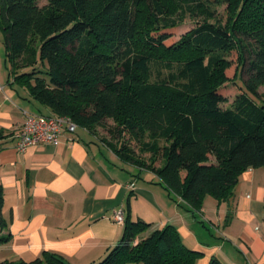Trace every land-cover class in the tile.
<instances>
[{
  "label": "trees",
  "instance_id": "16d2710c",
  "mask_svg": "<svg viewBox=\"0 0 264 264\" xmlns=\"http://www.w3.org/2000/svg\"><path fill=\"white\" fill-rule=\"evenodd\" d=\"M187 16L196 25L174 40ZM0 29L9 83L39 105L35 113L46 107L44 115H66L90 133L112 119L150 154L149 163L124 142L101 141L124 163L154 174L175 202L197 211L206 195L227 201L244 170L264 166V0H0ZM232 51L238 64L229 76ZM245 51L249 73L238 81ZM230 81L238 92L223 107ZM2 202L0 185V213ZM149 226L124 219L118 243L93 264H195L201 257L171 224L132 245ZM0 264L68 263L43 251Z\"/></svg>",
  "mask_w": 264,
  "mask_h": 264
},
{
  "label": "crops",
  "instance_id": "0c3cea01",
  "mask_svg": "<svg viewBox=\"0 0 264 264\" xmlns=\"http://www.w3.org/2000/svg\"><path fill=\"white\" fill-rule=\"evenodd\" d=\"M5 87L0 84V236L8 240L0 243V261H31L48 251L68 264H93L121 238L124 224L113 215L122 210L125 220L150 223L144 235L173 225L187 247L202 253L195 264L212 258L264 264V166L244 170L229 200L206 195L194 211L170 198L154 174L139 184L142 172L85 128L64 132L57 144L17 150L23 111L39 112V105L27 92L17 102L12 86Z\"/></svg>",
  "mask_w": 264,
  "mask_h": 264
},
{
  "label": "rangeland",
  "instance_id": "374dc122",
  "mask_svg": "<svg viewBox=\"0 0 264 264\" xmlns=\"http://www.w3.org/2000/svg\"><path fill=\"white\" fill-rule=\"evenodd\" d=\"M46 1L47 0H37L39 5L46 3ZM216 9H217L218 17L224 20L227 14V11L225 10V4L221 3L217 5ZM195 25H196V22L193 18L188 17V16L185 17L184 20L174 29V33H173L174 36L172 38L174 40H177L182 34L192 29ZM245 57L246 59L244 61V64L242 65V71L240 75L237 76L236 78L238 81L244 80L249 73L248 59L251 58V55L249 54V52L245 51ZM225 58L230 59L232 62V65L228 68V74L229 76H232L236 68V65L238 64L237 63V51H232L230 54H226ZM10 67H11V64L8 58L6 57V54L4 51L3 42H2V32L0 29V84H3L6 86L5 91H8L12 86L10 91H12V93H15L14 95H16V97L18 96L16 99H18L17 102H19V99L22 96H24L26 91L15 83L13 84L9 83L12 81L8 75V72H9L8 69ZM167 73H168V70L163 69V68L161 69V77L166 76ZM157 74H158L157 71L154 70L152 77H151L152 80L157 78ZM226 89L227 91L225 92V95L227 97V101L221 104L223 107L228 106L233 100L235 94L238 92V88L234 85L232 81L228 83ZM258 90H259V93L261 94L260 95L261 99L264 100V85L260 86ZM20 101H23V100H20ZM28 106L27 107L30 109V111L37 110L36 107H34L32 104ZM118 132L120 133L118 134ZM93 134L100 140H104L105 142H110L111 144L113 143L112 145H115V146L116 145L119 146V144H122L124 142L126 145H129L132 148L134 153L138 155L140 159L145 160L147 164L149 163L150 154L148 152H140L141 147H140V144H138V141L135 140L133 137H130L129 134L122 133L121 130L115 126V123L112 119H105L102 123L97 125L95 127V131ZM162 143L163 141L159 140V144H162ZM160 162H161L160 157H157L155 161V165L156 166L159 165ZM137 171L138 169L135 167L134 172L136 173ZM140 172H142V177L138 179L139 184L146 183L147 179H150L151 176H153L152 173L146 170H141ZM210 232L212 231L210 230ZM143 233L144 231L136 235V237L132 241V245L137 244L139 240L146 235V234L144 235Z\"/></svg>",
  "mask_w": 264,
  "mask_h": 264
},
{
  "label": "built area",
  "instance_id": "2783aa9c",
  "mask_svg": "<svg viewBox=\"0 0 264 264\" xmlns=\"http://www.w3.org/2000/svg\"><path fill=\"white\" fill-rule=\"evenodd\" d=\"M24 120L16 133L15 148L24 150L29 146L57 144L64 132H74L76 123L66 115H44L23 111ZM114 220L124 224L122 210L114 212Z\"/></svg>",
  "mask_w": 264,
  "mask_h": 264
}]
</instances>
